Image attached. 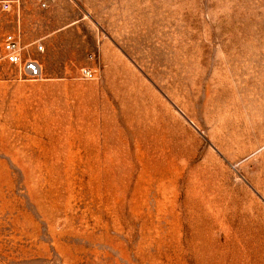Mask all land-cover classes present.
I'll list each match as a JSON object with an SVG mask.
<instances>
[{"label": "rangeland", "instance_id": "374dc122", "mask_svg": "<svg viewBox=\"0 0 264 264\" xmlns=\"http://www.w3.org/2000/svg\"><path fill=\"white\" fill-rule=\"evenodd\" d=\"M12 1L0 264H264V0Z\"/></svg>", "mask_w": 264, "mask_h": 264}, {"label": "built area", "instance_id": "2783aa9c", "mask_svg": "<svg viewBox=\"0 0 264 264\" xmlns=\"http://www.w3.org/2000/svg\"><path fill=\"white\" fill-rule=\"evenodd\" d=\"M12 0H0V8L8 11L11 8ZM45 5V3H42ZM27 46L23 43L19 29L15 33L4 34L0 38V73L3 64L12 66L18 78L37 81L44 77L42 66L31 51L26 50ZM41 43L36 44L37 50H42ZM85 78L92 76L91 69L81 70ZM1 75V74H0Z\"/></svg>", "mask_w": 264, "mask_h": 264}, {"label": "crops", "instance_id": "0c3cea01", "mask_svg": "<svg viewBox=\"0 0 264 264\" xmlns=\"http://www.w3.org/2000/svg\"><path fill=\"white\" fill-rule=\"evenodd\" d=\"M5 21H6V20H5ZM1 26H2V27H5L4 25H1ZM6 27L9 28L8 23H6ZM7 28H6V29H7ZM13 29H14V28H13Z\"/></svg>", "mask_w": 264, "mask_h": 264}, {"label": "bare ground", "instance_id": "6f19581e", "mask_svg": "<svg viewBox=\"0 0 264 264\" xmlns=\"http://www.w3.org/2000/svg\"><path fill=\"white\" fill-rule=\"evenodd\" d=\"M0 11H2V12H3L4 10H2V9L0 8ZM5 34H7V33H5ZM3 35H4V34H3ZM3 35H2V36H3ZM2 36H1V37H2ZM1 37H0V38H1Z\"/></svg>", "mask_w": 264, "mask_h": 264}]
</instances>
